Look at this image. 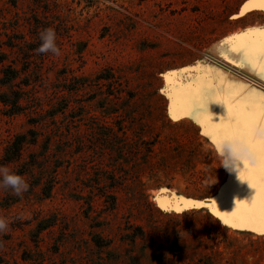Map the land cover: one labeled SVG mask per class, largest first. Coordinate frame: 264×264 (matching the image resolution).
<instances>
[{
    "label": "rangeland",
    "instance_id": "1",
    "mask_svg": "<svg viewBox=\"0 0 264 264\" xmlns=\"http://www.w3.org/2000/svg\"><path fill=\"white\" fill-rule=\"evenodd\" d=\"M248 1L0 0V40L15 43L0 79L19 70L0 83V167L29 185L0 186V264H264V235L203 207L243 198L244 179L168 99L199 80L264 93L257 70L222 52L233 35L264 32V9L241 13ZM48 28L59 55L37 51ZM26 80L10 114L2 95ZM225 107L209 101L213 123Z\"/></svg>",
    "mask_w": 264,
    "mask_h": 264
},
{
    "label": "snow or ice",
    "instance_id": "2",
    "mask_svg": "<svg viewBox=\"0 0 264 264\" xmlns=\"http://www.w3.org/2000/svg\"><path fill=\"white\" fill-rule=\"evenodd\" d=\"M264 8V0H256ZM232 42H239L233 51L244 54V62L253 68L260 70L264 78V32H249L242 36L233 38ZM222 79V78H221ZM166 82L169 77H165ZM196 83H199L197 81ZM196 83L188 86L173 85L170 89L168 99L172 102L170 114L173 107L178 112L191 114L193 119L204 128V135L212 140L215 146L225 139L239 137L247 141L257 156L255 165L243 162V170L240 178L249 183L258 184L261 190V201L258 207L251 209L246 216L234 220L253 226V230H259L264 235V139L253 135L256 125L264 124V93L255 94L251 91L244 95L241 93L245 85L229 82L227 93L221 89L208 87L205 83ZM209 101L222 102L227 106V118L213 123L208 112ZM176 119V116H172ZM179 210V208H177Z\"/></svg>",
    "mask_w": 264,
    "mask_h": 264
},
{
    "label": "clouds",
    "instance_id": "3",
    "mask_svg": "<svg viewBox=\"0 0 264 264\" xmlns=\"http://www.w3.org/2000/svg\"><path fill=\"white\" fill-rule=\"evenodd\" d=\"M41 45L37 49L40 53L52 52L55 55L60 54V50L56 45V33L52 28L45 29L40 34ZM222 103V102H217ZM253 135L256 138L264 139V124L256 125L253 128ZM217 153L220 157V167L225 168L228 172H237L238 177L243 170L241 163L247 161L251 165L257 163V156L253 148L247 143L246 140L239 137L233 139H225L216 146ZM0 186L11 188L16 195H21L27 191L29 185L25 179L14 172H11L7 167H0ZM8 228L6 218H0V232ZM249 264H251V257Z\"/></svg>",
    "mask_w": 264,
    "mask_h": 264
},
{
    "label": "bare ground",
    "instance_id": "4",
    "mask_svg": "<svg viewBox=\"0 0 264 264\" xmlns=\"http://www.w3.org/2000/svg\"><path fill=\"white\" fill-rule=\"evenodd\" d=\"M255 8H260V9H264L261 8L260 4L258 2H256V0H249L248 2L245 3V5L242 7L241 13L248 11V10H252ZM234 37H237L236 35L231 36L229 39H232ZM229 39H226L224 41H228ZM223 41V42H224ZM239 42H230V44L228 45V47L226 48H222V52L225 53L226 55H228L230 58L234 59V60H238L240 61L239 64H243L249 71L253 70V68L251 66H249L247 63L244 62V54L240 51H233V48L237 46ZM222 44V43H221ZM220 47V46H218ZM220 53V52H219ZM222 54V53H221ZM220 54V56H221ZM223 55V54H222ZM225 55V56H226ZM226 58V57H225ZM224 58V59H225ZM228 58V57H227ZM239 66V65H238ZM237 66V67H238ZM240 67V66H239ZM243 67V66H242ZM243 67V69L245 70L246 68ZM241 68V67H240ZM256 72V71H255ZM257 73L259 74V76H261L260 74V70L257 69ZM258 74H256V76H258ZM212 77V76H211ZM214 77V76H213ZM212 77V78H213ZM262 77V76H261ZM200 78V77H199ZM198 79V78H196ZM208 79V78H207ZM264 79V78H263ZM193 80V79H192ZM195 80V79H194ZM200 81V80H199ZM197 82V81H196ZM209 82V80H208ZM211 83V82H210ZM200 84V83H199ZM197 87H199V85L196 84ZM227 108V107H225ZM224 110V109H223ZM227 110V109H226ZM226 110L222 111L219 114V119L222 120L223 118L226 119L227 118V112ZM220 120L217 122L219 123ZM240 185L239 189H238V193L240 194L243 198L239 199L235 196V194L233 195H228L225 196V198L227 199V204L226 203H222V199L221 200H214L211 203H207L208 208L211 210H213V212H215L216 214L220 215L223 212L226 214V217L228 216V219H236L238 220V218L244 217L247 215V213L253 209L259 206L260 201H261V190L258 184H253V183H249L246 180H242L241 182H239ZM229 189V188H228ZM230 190V189H229ZM226 193V192H225ZM236 198V199H235ZM243 201V202H242ZM204 204V202H203ZM222 209H226L225 211H227V213L225 211H223ZM225 217V216H224ZM227 219V218H226ZM232 219V222L234 221ZM231 222V221H230ZM229 222V223H230ZM242 225H247L250 228L253 229L252 225L249 224H245V223H241ZM239 228V227H238ZM243 228V227H240ZM245 228V227H244ZM248 229V227H247ZM254 231H258L259 230H254Z\"/></svg>",
    "mask_w": 264,
    "mask_h": 264
},
{
    "label": "trees",
    "instance_id": "5",
    "mask_svg": "<svg viewBox=\"0 0 264 264\" xmlns=\"http://www.w3.org/2000/svg\"><path fill=\"white\" fill-rule=\"evenodd\" d=\"M3 46H6L7 48H9L10 52L9 53H5L3 51L0 52V63L4 62V60L9 57V55L12 54V48H15V43L12 42L11 40L9 42H2L0 40V50L2 49ZM12 62H14L12 60ZM18 72L19 70H16L14 67H12V65H6L2 68L1 70V73L3 74V78L0 79V83L3 85V86H6V85H9L11 84L16 78H17V75H18ZM25 72H29V69H27V71ZM23 86H25L26 88V91L24 90L23 92H17L15 91L14 92V99L11 100H8L6 98V95H2V102L5 106H8L9 109H8V112L10 114H17L21 111L23 105L20 103V100H22V94L24 93H28V87L30 86V83L28 80L26 81H23L22 82ZM79 86V85H77ZM76 86L75 89L73 90H77L78 87ZM33 132L30 131V134H32ZM33 138H34V134L32 135ZM26 140H27V136L26 135H20L19 137H17V144H15V149H14V152H15V159H20L21 157V151H22V147L24 145V143H26ZM33 141L32 142H35L34 140L35 139H32Z\"/></svg>",
    "mask_w": 264,
    "mask_h": 264
},
{
    "label": "water",
    "instance_id": "6",
    "mask_svg": "<svg viewBox=\"0 0 264 264\" xmlns=\"http://www.w3.org/2000/svg\"><path fill=\"white\" fill-rule=\"evenodd\" d=\"M203 207H204V208H208L207 203H205Z\"/></svg>",
    "mask_w": 264,
    "mask_h": 264
}]
</instances>
